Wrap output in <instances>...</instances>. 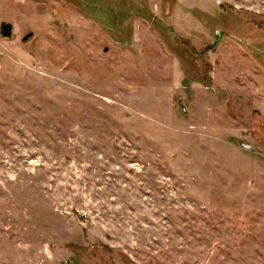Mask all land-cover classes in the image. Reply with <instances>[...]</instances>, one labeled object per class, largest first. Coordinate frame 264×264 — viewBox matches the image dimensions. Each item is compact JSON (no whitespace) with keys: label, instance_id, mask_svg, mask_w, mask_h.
Returning <instances> with one entry per match:
<instances>
[{"label":"rangeland","instance_id":"374dc122","mask_svg":"<svg viewBox=\"0 0 264 264\" xmlns=\"http://www.w3.org/2000/svg\"><path fill=\"white\" fill-rule=\"evenodd\" d=\"M0 264H264V0H0Z\"/></svg>","mask_w":264,"mask_h":264},{"label":"trees","instance_id":"16d2710c","mask_svg":"<svg viewBox=\"0 0 264 264\" xmlns=\"http://www.w3.org/2000/svg\"><path fill=\"white\" fill-rule=\"evenodd\" d=\"M10 27H11V26H10V25H7V24H3V25H2V30H3V31H6V32H5V33H6V34H5L6 36H9V34H10V31H11V30H10Z\"/></svg>","mask_w":264,"mask_h":264},{"label":"water","instance_id":"95a60500","mask_svg":"<svg viewBox=\"0 0 264 264\" xmlns=\"http://www.w3.org/2000/svg\"><path fill=\"white\" fill-rule=\"evenodd\" d=\"M241 146H242L243 148L247 149V150H251V149H252V146L249 145V144H247V143H245V142H243V143L241 144Z\"/></svg>","mask_w":264,"mask_h":264}]
</instances>
